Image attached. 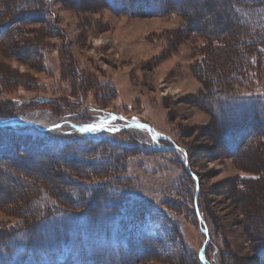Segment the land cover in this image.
<instances>
[{
  "label": "rangeland",
  "instance_id": "obj_1",
  "mask_svg": "<svg viewBox=\"0 0 264 264\" xmlns=\"http://www.w3.org/2000/svg\"><path fill=\"white\" fill-rule=\"evenodd\" d=\"M162 3L153 14L116 10L119 1L0 0V264H62L71 246L83 252L77 264L98 262L123 253L120 235L131 251L114 264H264V104L254 117L236 104L264 97V56L228 81L239 102L227 105L222 75L237 71L230 55L242 47L223 42L245 31L230 8L239 1ZM36 120L54 130L21 124ZM97 123L112 148L72 128ZM104 159L107 170L90 165ZM93 179L127 197L123 234L120 211L98 210L116 198L107 188L86 211L28 219L33 199L59 203ZM24 223L32 230L13 232Z\"/></svg>",
  "mask_w": 264,
  "mask_h": 264
},
{
  "label": "trees",
  "instance_id": "obj_2",
  "mask_svg": "<svg viewBox=\"0 0 264 264\" xmlns=\"http://www.w3.org/2000/svg\"><path fill=\"white\" fill-rule=\"evenodd\" d=\"M108 1H109V4L119 1L120 4H118V6H115L114 9L125 10L128 13H131L134 11H139L137 9H139L140 7H145V9L149 10L148 13L153 12V14H157V13L161 14V13L166 11L165 6L163 7L162 0H157V2L155 0H108ZM236 1H239L240 5L233 4V6L230 7L231 11H232V15H233L234 19L242 27H245V31H243V33H242V31L241 32L239 31V33L237 35H235L236 38L233 37V39H232L230 37L227 41L223 42L224 45H227V46L229 45V47H235L236 46V48H239V44L242 47V49H241L242 51L240 53H238V54L235 53L233 55H230V59H232L234 61V62L233 61L230 62V66L231 65L236 66L237 71L235 73H232V71H230V69L232 67L228 68V70L226 68V71H225L226 73L222 75L225 79L222 82L223 83L221 86L222 88L218 92L219 95L217 96V98H218V100H221V98H222V101L224 100L225 101L224 103H226L227 105L232 104L231 103L232 100H234V102H239L237 100V99H239V97H235L234 95L230 94V92H229L230 89H228L230 84H228V81H229V83L232 82L233 81L232 78H238L241 80H246V78L249 76L247 70H250V68H249V66L246 67L245 64L247 63V65H250V64L254 63V61H256V63L259 66H261L260 54L262 56H264V52H262V50H261L262 48L264 49V47H262L264 45V0H235V2ZM240 36H241V39L238 40L240 38ZM241 59H245L246 62H243ZM234 66H233V69H234ZM230 75H232V77H229ZM210 88H211L210 86L207 87V90H210ZM42 102L51 103L50 101L46 102V100H43ZM261 102H263V104H264V97H261V100L258 98L256 101L255 100H253L252 102L241 101V102L236 103V104H241V106H239L240 107L239 109H241V107H242V109L239 111L240 115L246 116V114L250 113V115H252L254 117L257 114L256 113L257 108H259L258 106L261 105ZM229 110L231 111V109H229ZM230 114L231 113L229 112V115ZM237 115H239V114H237ZM1 128H3V127H0V131H5V130H1ZM10 128L11 127H7L5 129H10ZM105 133H107V132H105ZM40 134H48V132H42ZM251 134H253V132L250 133L249 136H253ZM104 135L108 136L109 134H104L103 132H100L97 135H95L94 138H88L89 135H83V136L87 137L86 141L91 142V144H96V145H93V147L104 144L106 147L112 148V145H113V144H111L112 142L110 140H108L109 138H107V137L104 138L103 137ZM83 136H80V137H83ZM15 137H16L15 135H14V137H12L13 141L16 139H17V141L18 140H25V139H21V138L15 139ZM33 138H35V137H33ZM44 140H45V138H44ZM103 142H105V143H103ZM65 144H66L67 149L72 150V148H73V151L75 152V150H76L75 149V143L71 144L68 142ZM50 146H52V144H50L49 147ZM122 147H123V145H122ZM76 152H77V150H76ZM92 155L93 154H91V156ZM93 157H94V155H93ZM79 160L84 162V163H88L84 159H80L77 157L66 158V161H72V162L73 161H79ZM90 163H91L90 165H92V164L95 165L96 163H98L99 165L104 166V167H101V168H103L101 171H104V168L106 169L105 166H107V167L111 166L110 161L107 159L98 160V161L94 160V161H90ZM104 164H106V165H104ZM107 164H109V165H107ZM2 165H4V164H2ZM95 166H97V165H95ZM50 169L48 168V172ZM109 169H111V168H109ZM110 172H112V171H110ZM115 177H116V175L114 176V180H112V181L117 180V179H115ZM111 179H113V178H111ZM68 181L70 184H74V182L72 180H68ZM109 185H110L109 183H105V182L102 184H99L98 180L93 179V181L91 183L86 185L87 188L86 189L84 188V190L83 189L80 190L78 188H73L71 190V194L69 195V197L67 195H65L64 196L65 198L61 199L59 201V203H57L58 202L57 200H59V199L53 198L50 194L46 195L41 200L37 199L35 197L36 199L32 200V202H33L32 209H30L26 215H27L28 219H30L31 221L34 220V221H36V224H39V223H42L44 221H48V220L53 219L54 216L59 215V213H61V212H62V214L64 212L68 213L71 211H77L80 208H85V207L86 208L83 209V211H86L88 208V205H90L91 201H93L91 196H93L101 188L102 189L107 188L108 194H109V191L112 190V188L110 189L111 186H109ZM111 194L112 195L109 194V197L115 196L116 197V198H114L115 200L113 202L105 203V204L101 205L98 208V210L104 209L105 211H108V209H111V210H115V211H120L122 214H120L121 218L119 217V219L123 218V220H118V222L121 225V228H120L121 230L119 232H120V234H123V232H126L125 231V226H127L126 224L130 223V222H128L129 220H128V216L126 214L127 208H128V200H127V197H124L121 194V192H118L116 190H112ZM24 205H26V203ZM193 212H194L195 217L197 218L196 210L194 209ZM88 214L90 215L91 213L89 212ZM31 215L33 216L32 218H31ZM26 225L24 223L23 226L20 227V229L17 228L13 232H17L18 230L31 231L32 228L29 226L30 224L28 226H26ZM120 239L121 240H118V242H114L113 245H118L119 247L125 249L123 251V253H120L121 252L120 250H115V252H114V248H112L111 250L107 251V254L102 256L103 258L100 261L95 262V260H93V261H90L89 263H86V264H114V263H116V260L121 258L122 255L123 256L125 255L124 252L131 251V250H129L131 246L128 247L127 238L124 237V240H123V238H121V235H120ZM149 241H150V238L144 239L143 248L145 250L149 248L148 247V244H150ZM124 243H125V245H124ZM207 247H209V245ZM263 247H264V243H263ZM68 250H69V252L65 254L66 258L64 257V260H60V261H64L61 263L62 264H70V263L77 264V263H79L78 260L81 261V258H82L81 254L83 252L81 251V252H78V254H76L74 252V249L72 248V246ZM145 252L146 251H140L138 253L144 254ZM59 253L61 254L62 251H60ZM91 255H93V252ZM122 260H124V257H122V259L119 260V262H121L120 264H126L128 262V261H125V260L122 261ZM204 260H206V259L204 258ZM198 261H199V264H205L200 258L198 259ZM207 263H209V261H207Z\"/></svg>",
  "mask_w": 264,
  "mask_h": 264
},
{
  "label": "bare ground",
  "instance_id": "obj_3",
  "mask_svg": "<svg viewBox=\"0 0 264 264\" xmlns=\"http://www.w3.org/2000/svg\"><path fill=\"white\" fill-rule=\"evenodd\" d=\"M54 122V121H53ZM21 124H23V126H28V125H30V126H32V127H44V128H49V129H52L53 127H51V125L49 126V124L46 122V121H43V120H36V121H33V123H31V121H22L21 122ZM28 124V125H27ZM141 124H138V125H133V129H139L140 131H142L143 130V132L144 133H147L146 132V130H145V128L143 127V126H140ZM1 126V125H0ZM87 126H90V125H87ZM87 126H85V125H80V126H75V125H72V128L73 129H75V130H77V131H81V128H84V127H87ZM97 126H99L98 124H97ZM129 128H131V127H129ZM101 129V128H100ZM201 258L204 260V258H203V256H201ZM205 261V260H204ZM206 262V261H205ZM208 264V263H207Z\"/></svg>",
  "mask_w": 264,
  "mask_h": 264
},
{
  "label": "snow or ice",
  "instance_id": "obj_4",
  "mask_svg": "<svg viewBox=\"0 0 264 264\" xmlns=\"http://www.w3.org/2000/svg\"><path fill=\"white\" fill-rule=\"evenodd\" d=\"M57 127L59 126L57 125ZM98 127L99 126L97 125H90V126L81 128V132H96L98 130Z\"/></svg>",
  "mask_w": 264,
  "mask_h": 264
},
{
  "label": "water",
  "instance_id": "obj_5",
  "mask_svg": "<svg viewBox=\"0 0 264 264\" xmlns=\"http://www.w3.org/2000/svg\"><path fill=\"white\" fill-rule=\"evenodd\" d=\"M28 125V124H27ZM197 215L200 217V215H199V211L197 210ZM207 244V243H206ZM206 244L204 245V247L206 246Z\"/></svg>",
  "mask_w": 264,
  "mask_h": 264
}]
</instances>
